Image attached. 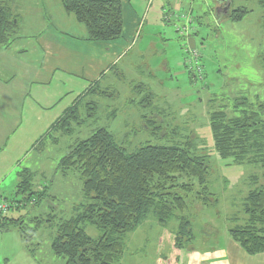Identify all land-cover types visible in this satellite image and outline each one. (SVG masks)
<instances>
[{"label":"rangeland","instance_id":"rangeland-1","mask_svg":"<svg viewBox=\"0 0 264 264\" xmlns=\"http://www.w3.org/2000/svg\"><path fill=\"white\" fill-rule=\"evenodd\" d=\"M119 2L121 35L113 44L104 45L114 46L106 52L104 46L86 41L85 27L73 16L69 18L74 25L61 24L65 32L55 39L60 67L48 85L34 86L24 106L19 99L14 100L15 107L6 104L4 90L9 92L10 85L19 84L16 79L5 84L2 73L7 72L0 69V205L7 206L8 219L21 220L26 234L38 220L46 222L54 216L34 233L28 242L30 252L18 229L8 226L0 232V264H65L51 251L55 227L73 217L84 199L79 174L68 171L63 175L58 164L70 147L98 129H106L126 153L145 145L182 148L189 144L192 154L206 157L208 188L217 199L214 207H204L189 196L185 199L188 209L182 215L191 224L189 249L176 252L173 247L176 221L161 227L149 216L125 236L121 264H227L228 232L245 223L242 208L247 193L264 185L259 165L218 156L209 126L213 112L223 111L233 118L264 107V10L257 0ZM227 7L228 12L231 7L248 13L233 23L226 18ZM12 9L15 14L24 13V22L11 50L25 46L29 53L15 59H27L23 63L4 65L36 64L35 45L47 19L57 27L61 20L55 17H66L60 0H14ZM47 9L52 16H46ZM23 30L32 34L26 36ZM189 39L194 41V50L188 47ZM115 53V60L120 59L98 83L99 92L78 103L79 121L72 124L73 133L52 132V138H45ZM0 58H4L1 52ZM138 87L141 90L136 92ZM260 115L264 121V113ZM143 118L153 126L145 129ZM24 170L32 174L30 193L37 202L26 201L27 205L12 209L11 205L16 206L12 200H24L30 194L15 196L18 174ZM84 228L89 237H99L94 226Z\"/></svg>","mask_w":264,"mask_h":264},{"label":"trees","instance_id":"trees-1","mask_svg":"<svg viewBox=\"0 0 264 264\" xmlns=\"http://www.w3.org/2000/svg\"><path fill=\"white\" fill-rule=\"evenodd\" d=\"M10 1L0 0L1 46L10 43L18 24ZM257 3L264 10V0H257ZM62 7L67 15L85 27L88 42L108 43L121 35L119 0H62ZM247 13L245 9L231 10L230 7L226 18L236 23ZM262 61L264 63V47ZM92 92H99L96 85L81 94L44 137H50L52 132L60 136L71 135L72 124L79 121L77 105ZM262 113L264 107L260 106L259 112L243 111L233 118L227 117L223 111L210 115L212 139L220 158H230L239 164L245 161L254 163L264 171ZM143 120L145 129L153 126L147 118ZM190 149L189 144L182 148L145 145L126 153L103 128L86 140L76 142L60 159L58 170L63 175L68 171L79 174L84 205L76 208L73 217L55 227L51 242L53 255L63 258L65 264H121L125 236L134 232L149 216H153L161 227L176 221L173 247L176 252L189 249L191 224L182 215L188 209L185 199L192 197L204 207L217 204L208 188L206 157L192 154ZM31 178L32 174L26 170L18 174L15 196L30 193ZM23 198L21 201L12 200L16 206L10 208L20 209L27 205L26 201L37 202L32 193ZM242 209L245 223L230 229L229 237L247 256L264 254V185L247 193ZM5 214L0 212V232L8 230V226L18 229L28 249V242L45 221L38 220L26 234L20 219H8ZM53 218L48 216L45 223H51ZM85 225L94 226L100 232L99 237H89Z\"/></svg>","mask_w":264,"mask_h":264},{"label":"crops","instance_id":"crops-1","mask_svg":"<svg viewBox=\"0 0 264 264\" xmlns=\"http://www.w3.org/2000/svg\"><path fill=\"white\" fill-rule=\"evenodd\" d=\"M13 2L14 0L10 1V7L12 10L13 16L18 17V24H17V27L15 28L14 34L11 37L12 39L10 40V43L5 46L0 45V48L3 49V50H0V52L2 53V56L4 57V58H0L1 60H3V66L0 69H5V71L7 72V73H2V75L5 77V81H7L5 82V84L8 83L9 81H12L11 84H13L15 79L18 80V84H19L18 86L14 85V87L10 85L8 87L10 89L9 92L4 90L3 97L6 98L8 102L6 104L10 106V108L12 106L15 107L14 100L17 102L18 99L21 101L22 106H24L27 101V98L31 96V93L33 92V88L35 85H39V84L48 85V83L52 80L53 76L55 75V72L60 67L58 59L56 57L59 54V47L57 43L58 41L57 40L55 41V39H58L57 35H63V33L65 32L64 29L63 30L61 29V24L67 23L70 26L74 25L73 22H71L69 18V16L71 15H67L66 13H65L66 17L62 16L61 14L55 17L61 20L60 25H58L57 27L53 26L52 23L49 22L50 19L48 18L47 19L48 21L46 22L45 26L42 28V30L38 34L39 43L35 45L36 47H38L39 62L34 64L31 61V63L29 64L26 63L25 65H19L17 68L11 65L5 66L4 62H8V61L11 62L13 65H15V63L17 64V63L25 62L27 59L19 60L18 62H16L15 59H19L25 56L27 53H29V50L25 46H17V47H14L13 50H11V47L17 38V35H18L17 32L19 30V27H21L24 22V20L22 19V15L24 16V13L22 11H20L17 14L14 13V10L12 9ZM60 3L62 6V0H60ZM25 5H29V4L25 2ZM48 13H49V16H52L50 15V13H52L50 9H47L45 11L46 16ZM74 21L76 20L74 19ZM23 31L26 36H29L30 34H32L31 30H23ZM43 35H46L45 40L42 39ZM112 42H108V43L107 42L106 43L88 42V43H90L93 46H97V45L104 46V45L113 44ZM112 47L114 46L113 45L109 47L104 46L102 50H105L106 52ZM116 56H117V53H115V55L109 59L110 61H106L107 66L106 65L104 66L103 71L98 74V78L93 82L91 86H95V85L98 86V83L100 82V80H102L106 76V74L114 68L115 63L117 62L118 59H120V56H118V58L115 60ZM109 62L110 64H108ZM8 68H10L11 71H9ZM224 256L226 258L227 264H264V254H259V255L251 256V257L247 256L230 239V237H229V240L227 242V245L224 251Z\"/></svg>","mask_w":264,"mask_h":264},{"label":"built area","instance_id":"built-area-1","mask_svg":"<svg viewBox=\"0 0 264 264\" xmlns=\"http://www.w3.org/2000/svg\"><path fill=\"white\" fill-rule=\"evenodd\" d=\"M192 56L196 59L197 54L194 51H191ZM7 211V206L0 205V212L5 213Z\"/></svg>","mask_w":264,"mask_h":264},{"label":"water","instance_id":"water-1","mask_svg":"<svg viewBox=\"0 0 264 264\" xmlns=\"http://www.w3.org/2000/svg\"><path fill=\"white\" fill-rule=\"evenodd\" d=\"M225 11L228 13V7L225 9ZM188 47L190 50H194L195 44H194V41L192 39L188 40Z\"/></svg>","mask_w":264,"mask_h":264},{"label":"flooded vegetation","instance_id":"flooded-vegetation-1","mask_svg":"<svg viewBox=\"0 0 264 264\" xmlns=\"http://www.w3.org/2000/svg\"><path fill=\"white\" fill-rule=\"evenodd\" d=\"M225 11V10H224Z\"/></svg>","mask_w":264,"mask_h":264}]
</instances>
